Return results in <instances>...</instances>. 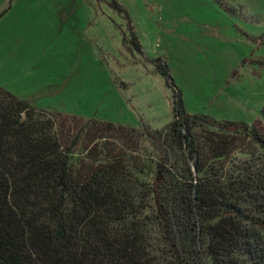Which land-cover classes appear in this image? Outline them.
<instances>
[{
	"label": "trees",
	"instance_id": "1",
	"mask_svg": "<svg viewBox=\"0 0 264 264\" xmlns=\"http://www.w3.org/2000/svg\"><path fill=\"white\" fill-rule=\"evenodd\" d=\"M153 65L178 94L162 130L52 113L0 87V264H264V107L252 124L188 114Z\"/></svg>",
	"mask_w": 264,
	"mask_h": 264
},
{
	"label": "rangeland",
	"instance_id": "2",
	"mask_svg": "<svg viewBox=\"0 0 264 264\" xmlns=\"http://www.w3.org/2000/svg\"><path fill=\"white\" fill-rule=\"evenodd\" d=\"M0 14V87L38 109L162 130L175 99L160 59L186 113L261 119L264 0H0Z\"/></svg>",
	"mask_w": 264,
	"mask_h": 264
},
{
	"label": "water",
	"instance_id": "3",
	"mask_svg": "<svg viewBox=\"0 0 264 264\" xmlns=\"http://www.w3.org/2000/svg\"><path fill=\"white\" fill-rule=\"evenodd\" d=\"M175 102L178 104V94H176V101Z\"/></svg>",
	"mask_w": 264,
	"mask_h": 264
}]
</instances>
